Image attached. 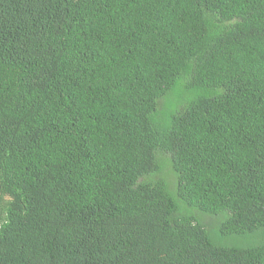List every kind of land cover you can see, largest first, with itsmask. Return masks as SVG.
I'll use <instances>...</instances> for the list:
<instances>
[{
    "label": "trees",
    "instance_id": "1",
    "mask_svg": "<svg viewBox=\"0 0 264 264\" xmlns=\"http://www.w3.org/2000/svg\"><path fill=\"white\" fill-rule=\"evenodd\" d=\"M0 264H264V0H0Z\"/></svg>",
    "mask_w": 264,
    "mask_h": 264
}]
</instances>
